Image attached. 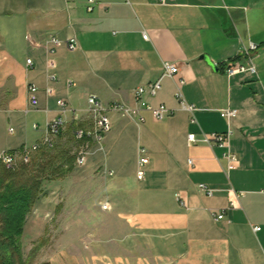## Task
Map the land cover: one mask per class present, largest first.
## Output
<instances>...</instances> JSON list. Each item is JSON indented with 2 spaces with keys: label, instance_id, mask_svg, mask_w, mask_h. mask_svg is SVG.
Here are the masks:
<instances>
[{
  "label": "crops",
  "instance_id": "crops-1",
  "mask_svg": "<svg viewBox=\"0 0 264 264\" xmlns=\"http://www.w3.org/2000/svg\"><path fill=\"white\" fill-rule=\"evenodd\" d=\"M94 1L89 11V0H0V122L21 125L24 115L42 116L44 134L34 145L42 144L47 126L61 117L57 102L63 100L74 111L64 117V127L90 131L89 96L106 106L134 107L135 91L160 80L166 62L179 67V77L163 78L159 94L146 101L174 112L163 122L143 112L144 124L110 113L113 130L102 146L92 143L85 170L104 173L101 207L109 203L111 209L95 214L97 224L84 231L80 254L58 250L50 263L264 264V0H175L169 6L158 0ZM52 37L76 39L78 48L58 49L59 81L49 97ZM251 44L260 49L245 60ZM250 60L257 74L227 76L230 63ZM179 80L194 114L176 98ZM32 84L40 89L36 111L29 105ZM229 109L238 115L227 122L221 112ZM230 131L239 164L229 173L224 149L188 143L192 134L201 140ZM21 140L10 147L0 138V153L22 148ZM141 149L150 160L144 181L137 179ZM220 212L225 218L216 221ZM70 229L68 236L79 235ZM45 233L42 225L39 236Z\"/></svg>",
  "mask_w": 264,
  "mask_h": 264
},
{
  "label": "built area",
  "instance_id": "built-area-1",
  "mask_svg": "<svg viewBox=\"0 0 264 264\" xmlns=\"http://www.w3.org/2000/svg\"><path fill=\"white\" fill-rule=\"evenodd\" d=\"M175 0H158V3L162 6H169L173 4ZM90 7L89 11L93 10V5L95 4L94 0H89ZM145 40H148V35L146 33L143 34ZM48 45V59H47V71L46 78L48 84L50 85L46 89L47 96L51 97L54 92L51 85L56 84L59 81L57 75V63L55 60V56L58 52V49L62 46H66V48L70 52H74L78 48V41L76 39H71L66 42L60 41L58 38L52 37L47 42ZM260 47L255 44H251L249 48L244 49L243 57L244 59H250V52H258ZM28 67H33V60L27 61ZM228 77H233L238 74H243L246 72H251L253 74H257V68L250 60L248 65H245L241 61H237L234 63H230L225 70ZM180 69L177 65L171 63L163 64V75L160 80L157 82L150 84L147 87L138 88L135 91V106H129L123 103H114L111 106H106L96 95H91L88 98V113L91 116L93 121V129L87 131L85 129H79L75 132V138L78 142L83 144L82 149L78 153L76 159V165L79 168H83L87 165L88 159L91 155L92 151V143L102 146L104 138L108 135L113 128L112 121L110 119V113L115 112L123 117H129L132 119H136L139 124H144L146 122L145 116H143V112H148L152 115L153 119L156 122H163L169 116L173 114V110H170L166 106L162 105L160 107H152L146 101V97H156L162 89V79L170 78L175 80L179 77ZM184 81L179 80V89L176 94V98L179 100L181 109L185 110L191 114H194L195 107L189 105L185 99L183 98L181 87L183 86ZM72 85V84H71ZM28 97H29V105L31 110H39L40 107V89L36 85L28 86ZM58 107L60 108V119L54 120L47 126V131L45 134V138L43 143L38 145H33L31 147L23 146L22 148L14 151H4L0 153V164L9 170H14L18 168L20 165H28L31 163L32 158L35 154L41 151L43 148H52L54 138L58 137L60 129L64 126L65 121L64 117L68 113H73L74 111L69 108L68 104L59 100L57 102ZM222 118H224L227 122H230L232 119L236 118L238 112L235 110H225L221 112ZM193 123H196L195 118L192 119ZM34 130H38V125L34 126ZM10 132L13 133L14 130L11 128ZM232 132L230 131L227 135L221 136L217 134L211 135H203L202 139L199 140L196 135L192 134L188 137L189 146H194L198 143H205L211 147H220L225 150V154L223 155V159H225L228 163L227 172L236 169L238 167L239 161L237 156L232 152L230 148ZM192 162L190 161V164ZM150 164V160L148 158V151L146 149L140 150V159L138 163L137 170V179L139 181H144L146 178V168ZM108 176L112 177L113 172H105ZM199 190L205 193L207 196H213V190L208 188L205 185L199 186ZM185 205V203H184ZM103 210H110L111 207L109 203H105L102 205ZM225 218V212H220L216 215V221H221ZM262 230L261 227L254 228L255 232H260Z\"/></svg>",
  "mask_w": 264,
  "mask_h": 264
},
{
  "label": "rangeland",
  "instance_id": "rangeland-1",
  "mask_svg": "<svg viewBox=\"0 0 264 264\" xmlns=\"http://www.w3.org/2000/svg\"><path fill=\"white\" fill-rule=\"evenodd\" d=\"M24 116L21 125L17 120L12 123L5 120L0 122V138L6 146L12 147L25 138V146L31 147L42 138V116L34 113ZM34 125H38V130H34ZM10 127L14 129L13 133L10 132ZM75 131L76 128L71 125L64 127L62 134L53 140V147L50 149L53 155L65 152L77 159L83 144L76 140ZM2 168L5 167L0 164V172ZM85 169L76 165L74 172L66 178L44 181L42 194L28 214L24 232L18 239L24 263L51 264L50 258L58 250L70 248L76 254L84 250V231L87 232L89 226H96L95 214L103 212L101 204L107 198V179L104 173L100 170L89 173ZM34 211L38 212L35 220L32 219ZM42 225L46 233L39 236ZM73 227L70 230L79 235L70 237L67 235L68 228Z\"/></svg>",
  "mask_w": 264,
  "mask_h": 264
},
{
  "label": "trees",
  "instance_id": "trees-1",
  "mask_svg": "<svg viewBox=\"0 0 264 264\" xmlns=\"http://www.w3.org/2000/svg\"><path fill=\"white\" fill-rule=\"evenodd\" d=\"M50 149L39 151L28 165L0 172V264H27L18 239L42 194L44 181L64 179L76 168V157L65 152L53 155Z\"/></svg>",
  "mask_w": 264,
  "mask_h": 264
},
{
  "label": "water",
  "instance_id": "water-1",
  "mask_svg": "<svg viewBox=\"0 0 264 264\" xmlns=\"http://www.w3.org/2000/svg\"><path fill=\"white\" fill-rule=\"evenodd\" d=\"M214 68H215L216 70H218L217 67H214Z\"/></svg>",
  "mask_w": 264,
  "mask_h": 264
}]
</instances>
